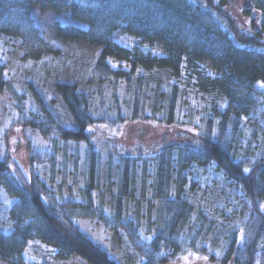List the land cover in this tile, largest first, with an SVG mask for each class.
I'll use <instances>...</instances> for the list:
<instances>
[{
    "label": "trees",
    "instance_id": "trees-1",
    "mask_svg": "<svg viewBox=\"0 0 264 264\" xmlns=\"http://www.w3.org/2000/svg\"><path fill=\"white\" fill-rule=\"evenodd\" d=\"M259 1L0 0V140L19 127L28 148L26 174L0 144V264H31L34 243L127 264L116 231L137 264H264ZM35 6L86 27L55 22L45 48ZM134 122L161 130L158 149L96 142L95 127Z\"/></svg>",
    "mask_w": 264,
    "mask_h": 264
},
{
    "label": "rangeland",
    "instance_id": "rangeland-1",
    "mask_svg": "<svg viewBox=\"0 0 264 264\" xmlns=\"http://www.w3.org/2000/svg\"><path fill=\"white\" fill-rule=\"evenodd\" d=\"M60 3V2H58ZM258 8L261 10L260 14L263 16L264 24V0L258 2ZM30 21L34 30L38 34L39 43L41 46L48 48L52 44V38L57 35V31L54 28L55 22L60 25L74 24L86 25L79 23L77 20L70 17L68 10L60 9L58 11L52 9H40L35 6L29 10ZM69 43V42H66ZM77 43V48H83ZM12 103L9 94L6 91L0 93V125L5 120V110L9 103ZM155 125L148 123L134 122L127 123L118 128H109L104 126L95 127V137L98 138L96 142H101L102 146L107 150L111 148L118 149L123 153H133L134 151L152 153L155 149H158V139L162 136L161 130L156 129ZM6 146L7 152L12 158L18 161L23 171L27 174L28 171V148L27 139L23 137L22 131L19 127H15L11 131L9 130L5 135L4 141L0 140V144ZM100 144V143H99ZM73 145H68V150H73ZM105 154L102 156L103 171H105ZM72 158L69 157V164H71ZM223 194H219L217 199L223 200L229 197V192L226 189H222ZM219 192V191H217ZM217 192L215 194H217ZM264 202L260 205V208L264 210ZM113 243H116L122 257L127 259V264H137L139 256L132 249L125 247L126 240L121 231H116L111 234ZM123 247L124 249H121ZM27 255L31 264H87L82 258L78 256H71L69 258H57L54 255L52 249L34 243L29 246ZM116 259L120 256L115 253L112 254ZM201 255H194L188 253L182 255L177 261L168 264H209L208 259ZM190 261V262H189ZM189 262V263H188Z\"/></svg>",
    "mask_w": 264,
    "mask_h": 264
},
{
    "label": "snow or ice",
    "instance_id": "snow-or-ice-1",
    "mask_svg": "<svg viewBox=\"0 0 264 264\" xmlns=\"http://www.w3.org/2000/svg\"><path fill=\"white\" fill-rule=\"evenodd\" d=\"M244 172L245 173H247V172H249V169H247V168H245L244 169ZM45 200H46V198H45ZM261 207H264V205H262ZM241 233H242V230H241ZM243 238V235L241 234V239ZM148 239H151V238H148ZM217 255H219V253H217ZM206 259V258H205Z\"/></svg>",
    "mask_w": 264,
    "mask_h": 264
}]
</instances>
